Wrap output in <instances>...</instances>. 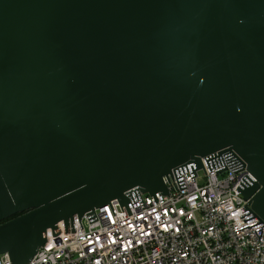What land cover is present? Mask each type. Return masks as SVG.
<instances>
[{
    "label": "water",
    "instance_id": "1",
    "mask_svg": "<svg viewBox=\"0 0 264 264\" xmlns=\"http://www.w3.org/2000/svg\"><path fill=\"white\" fill-rule=\"evenodd\" d=\"M239 172L264 222V0H0V252L162 176Z\"/></svg>",
    "mask_w": 264,
    "mask_h": 264
},
{
    "label": "built area",
    "instance_id": "2",
    "mask_svg": "<svg viewBox=\"0 0 264 264\" xmlns=\"http://www.w3.org/2000/svg\"><path fill=\"white\" fill-rule=\"evenodd\" d=\"M162 179L165 193L111 198L92 216L59 219L26 264H264V222L237 190L239 172ZM0 264H11L5 251Z\"/></svg>",
    "mask_w": 264,
    "mask_h": 264
}]
</instances>
